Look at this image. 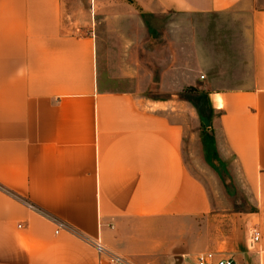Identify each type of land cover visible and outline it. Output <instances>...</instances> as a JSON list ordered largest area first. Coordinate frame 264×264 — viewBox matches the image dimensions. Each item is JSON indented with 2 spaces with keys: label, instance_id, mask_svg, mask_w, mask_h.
<instances>
[{
  "label": "crops",
  "instance_id": "obj_1",
  "mask_svg": "<svg viewBox=\"0 0 264 264\" xmlns=\"http://www.w3.org/2000/svg\"><path fill=\"white\" fill-rule=\"evenodd\" d=\"M254 1L132 0L145 14L137 30L154 39L148 17L168 12L247 18L228 63L186 81L208 95L214 146L254 194V211L235 213L184 161L181 113L166 98L180 96L148 93L151 67L106 71L100 16L98 35L77 36L63 30L60 0H0V264H193L205 250L264 264V8ZM138 33L124 37L119 65L138 54Z\"/></svg>",
  "mask_w": 264,
  "mask_h": 264
},
{
  "label": "rangeland",
  "instance_id": "obj_2",
  "mask_svg": "<svg viewBox=\"0 0 264 264\" xmlns=\"http://www.w3.org/2000/svg\"><path fill=\"white\" fill-rule=\"evenodd\" d=\"M118 1L123 4L119 2L114 9L98 11L97 5L95 10L92 9L88 0H60L63 30L77 36L88 32L98 35L100 16L103 36L111 40L108 41V53L113 56L106 60V71L111 78L117 76L120 68L134 65L141 69L151 67L156 83L149 87L148 93L157 92V95L166 97L170 92H175L180 96L166 98L174 99L181 113L178 119L184 127V161L205 185L213 204L235 213L253 212L254 194L236 177L231 159L220 155L214 146L210 127L213 113L208 104V95L186 84L187 80L194 78L203 81L200 77H205L209 70L213 74L211 65L217 69L228 63L229 56L234 53L233 44L244 40L247 18L231 14L214 16L168 12L155 19L148 17L149 32L156 37L154 39L148 38V34L139 27L137 30L140 23L138 17L141 15L144 18L145 14L135 8L132 0ZM124 1L128 4L125 5ZM254 3L256 7L264 8V0H255ZM138 31L139 36L135 38L138 54L136 52L131 56L129 64L119 65L122 56L117 55L118 49L121 52L127 43L124 37L130 39ZM159 81H171V87L160 88ZM110 85L116 87L117 83L114 81ZM205 252L213 251L199 253Z\"/></svg>",
  "mask_w": 264,
  "mask_h": 264
},
{
  "label": "built area",
  "instance_id": "obj_3",
  "mask_svg": "<svg viewBox=\"0 0 264 264\" xmlns=\"http://www.w3.org/2000/svg\"><path fill=\"white\" fill-rule=\"evenodd\" d=\"M57 228L64 227L62 222L57 219H54ZM260 237V232L256 228H252L249 234V247H253ZM93 245L99 256H102L105 253V248L103 244H100L99 241L93 242ZM107 260L110 264H125V261L119 256L107 255ZM193 264H236L232 256H215L213 252L199 253L194 257Z\"/></svg>",
  "mask_w": 264,
  "mask_h": 264
},
{
  "label": "bare ground",
  "instance_id": "obj_4",
  "mask_svg": "<svg viewBox=\"0 0 264 264\" xmlns=\"http://www.w3.org/2000/svg\"><path fill=\"white\" fill-rule=\"evenodd\" d=\"M217 98H218V96H217ZM219 102H220V100H219ZM219 102H218V100H217V103H219Z\"/></svg>",
  "mask_w": 264,
  "mask_h": 264
}]
</instances>
